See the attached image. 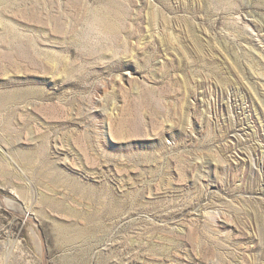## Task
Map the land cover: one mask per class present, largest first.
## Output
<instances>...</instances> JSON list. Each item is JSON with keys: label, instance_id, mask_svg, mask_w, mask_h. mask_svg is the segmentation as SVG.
Listing matches in <instances>:
<instances>
[{"label": "rangeland", "instance_id": "rangeland-1", "mask_svg": "<svg viewBox=\"0 0 264 264\" xmlns=\"http://www.w3.org/2000/svg\"><path fill=\"white\" fill-rule=\"evenodd\" d=\"M0 264H264V0H0Z\"/></svg>", "mask_w": 264, "mask_h": 264}]
</instances>
